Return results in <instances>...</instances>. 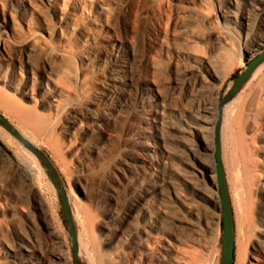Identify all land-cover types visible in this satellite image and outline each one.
<instances>
[{
	"label": "rangeland",
	"instance_id": "obj_1",
	"mask_svg": "<svg viewBox=\"0 0 264 264\" xmlns=\"http://www.w3.org/2000/svg\"><path fill=\"white\" fill-rule=\"evenodd\" d=\"M224 9L251 13L254 31L264 27L262 0H239L237 6L230 0H0V78L15 86L0 80L1 264H18L16 253L26 255V249L42 254L46 264H62L56 254L66 250L70 264H80L61 200L71 194L83 202L77 222L95 241V260L176 264L178 253L165 249L171 242L196 252L202 264H228L223 204L216 207L191 192L172 169L190 167L159 148L154 134V119L162 116L188 128L194 116L186 108L196 110L212 97L220 114L216 144L219 136L222 161L225 152L231 160L233 141L248 144L255 181L251 212L229 184L227 203L233 264H256L254 256L264 253V60L234 92L247 57L257 55L251 52L256 39L227 19ZM209 58H216L219 78L211 77ZM119 60L123 96L110 98L102 81ZM49 76L70 89L59 113L41 106ZM27 79L39 90L37 100L23 103L16 86ZM21 105L43 114L47 129L24 119ZM168 134L171 147L181 149L174 137L180 131L171 128ZM30 167L31 175L22 171ZM162 173L199 200L202 217L193 219L200 230L178 220L168 223L156 194L147 206L167 228L149 227L139 204L142 185L160 182ZM212 212L219 222L208 225ZM147 227L151 236L144 233ZM179 231L187 235L183 242L176 238Z\"/></svg>",
	"mask_w": 264,
	"mask_h": 264
},
{
	"label": "bare ground",
	"instance_id": "obj_2",
	"mask_svg": "<svg viewBox=\"0 0 264 264\" xmlns=\"http://www.w3.org/2000/svg\"><path fill=\"white\" fill-rule=\"evenodd\" d=\"M238 1L239 0H230V3L231 5L237 6ZM224 15L227 17V19L236 22L238 26L242 28H246L248 34L250 32H254V36H255L254 39H256V43L254 47L251 49L252 55H256L262 49H264V32H263L264 27L261 30L259 29L254 31L255 24L252 21L251 13H242V12L240 13L234 10L224 9ZM215 59L209 58L205 61V64L207 69L211 73V77L219 78L221 76L218 72L220 69L219 70L217 69L218 71L216 70ZM123 71H124V64H122L119 60L117 61L115 67L113 68L112 73L109 76L105 77L102 81L103 84L102 91L104 95H107L110 98H121L123 96L122 94L123 92L120 91L123 85H125V80L121 75V72ZM0 80L4 81L5 84H8L10 85V87H14L15 89V86L9 84L7 80H4L3 78H0ZM246 80L243 82V84L246 82ZM236 84H238L237 79H235V85ZM16 89L19 90V93L21 94V97L23 99L22 100L23 103L24 101L31 99L37 100V92L39 89L33 81L32 82L28 81V79L24 80L23 87L21 88L19 86H16ZM43 89L46 92V94L42 100L41 106L44 107L48 106L51 112L59 113L62 107V100L65 97H69L70 89L52 76L48 77L46 88ZM213 90L214 92L216 91V89ZM6 94L11 96L10 92L8 91H6ZM30 109H28V107L26 108V106L24 107L23 105H21L19 107L20 112L19 111L18 112L21 113L24 119L29 120L35 124H38L40 125V127L41 126H43L44 128L46 127L47 129L48 121L46 120L47 123H45L46 121H44L45 119L44 115L41 114V116L43 115L44 117L43 119L39 114H37L38 111L36 113L31 111ZM193 110L186 108V111L188 112L190 111L192 113V116H194L193 117L194 121L192 123H189L188 124L189 126L186 129L184 127L181 128L176 124L170 122L169 120L166 119L167 117L165 118L162 116L160 118L158 117L154 119V121L156 122L154 134L157 137L159 148L162 147L164 152L169 157L176 154L184 158V161L188 164L190 169L187 168L182 169L181 167L177 168V166L176 168L174 167L172 169L176 173V176L178 174V176L181 178L184 184H186L190 188L191 192L196 194L199 198H201L206 202L211 203L216 207H221L222 206L221 188L223 187L227 191L229 184L230 188H235L236 193L241 195L242 200H245L244 208H246V210L248 211L250 209L251 212L252 193L254 191L255 181L253 184H251L253 179V173L249 165V160L246 156V151L248 152L247 149L248 144L242 143L244 141L242 139L240 141H238V139L235 140V142L233 141L231 145L232 153L231 156L229 155L231 157V160L230 161L227 160L229 159L227 157L228 153L225 152L224 153L225 162L222 161L223 169L221 174L220 164L217 160V157L215 156V151L217 149L216 137L217 135L220 134L219 131L217 130V128L219 127L220 114L218 107L214 101V97H212L211 99L204 100V102L200 104L196 110L194 111ZM171 128H176L178 131H180V134L174 136L177 143L181 146V147L179 146L181 148L179 150L174 149L173 147H171V144H169L168 133ZM248 148L250 151L252 147H248ZM221 160H222V156H221ZM225 168L228 172L227 176H226ZM157 169L159 170L158 167ZM30 170L31 167L29 169H23L22 171L25 172V174L31 175ZM33 170L34 169H32V171ZM161 177L162 178L160 182L148 181L146 183H143L142 185L144 189V194H142V196L140 195L141 197L139 199V204L142 207L144 214L149 218V227L154 229L167 228L166 227L167 225L164 224V222L156 215V213H154V211L147 206L149 202V195L156 194L160 196V199H162L161 200L162 213L165 214V216H167L168 223L176 222V220H178L187 223L186 225L189 227L186 228H195L196 230H200V226L198 222H196L193 219V217H197V218L202 217L201 204L198 202L199 200L197 201V199L194 196L187 193V191L183 188L180 182H177L176 180L167 177L163 173ZM67 194L68 193H66V195ZM69 196L70 197L68 198L67 196L64 195L61 200L63 203V210H64L63 213L70 220L71 227L74 232L73 248L77 260L79 261L80 264H95L94 261L95 262L98 261V264L99 262L101 264H108L107 261L102 259V257H99L97 260L94 259V257L97 255V249L95 250V241H93L92 239L89 240L87 237H85L84 235L86 233H84L83 235L82 232L83 229L79 227L77 222L78 217H80L78 216L79 212H81V210H84V206L82 204L83 202L73 194ZM171 202H176L179 209L181 210L184 209L190 216H192V218L187 217L182 212L172 211L171 206L174 205H171L170 204ZM1 205H0V211L2 208ZM85 212H87V210ZM80 214L82 218V213ZM206 222L208 223V225H211L213 223H218L219 216L217 215L216 212H212L208 217H206ZM144 233H146L147 236H151L153 234L151 233V230L148 227L144 229ZM157 237L160 238V236ZM176 238L183 242L186 240L187 235L179 231L176 233ZM0 239H1V235H0ZM1 245H3V242L1 243L0 240V246ZM165 249L168 253H172L174 251L178 253L176 258H174V261L177 262L176 264H202V262H200L201 259L198 257L196 252H193L192 250H188L189 248L185 249L174 243L168 242V245H166ZM26 250L28 251V254L26 255L16 253V259L18 260L17 261L18 264H46L47 261L45 260L44 257L41 256L42 254L38 255L33 249L31 250L26 249ZM65 251L61 250L60 252H58L56 254V259L62 264H70L72 262L71 258L68 256V254ZM230 251H231V240L230 238H226V240L223 241V258L225 260L229 258ZM154 256H155L154 253H148L149 258H153ZM254 258L256 259V264H264L263 252L257 253L254 256Z\"/></svg>",
	"mask_w": 264,
	"mask_h": 264
},
{
	"label": "water",
	"instance_id": "obj_3",
	"mask_svg": "<svg viewBox=\"0 0 264 264\" xmlns=\"http://www.w3.org/2000/svg\"><path fill=\"white\" fill-rule=\"evenodd\" d=\"M264 60V49H262L255 57L250 58L247 57L246 62L248 63L245 70L240 73L238 76H236L235 79L238 80V84H236L233 88V91L236 92L243 82L250 76L253 69L260 64ZM1 143V142H0ZM217 149H216V157L220 164L221 168V174H222V160H221V145L220 140L218 136V142H217ZM221 194H222V204H223V212H224V220H223V226H224V234H223V241L226 240V238H230L231 240V251L230 256L227 260L224 259V261L228 264H233L234 261V255H235V241L233 236V231L231 227V219H230V213H229V207L227 203V191L222 187L221 188Z\"/></svg>",
	"mask_w": 264,
	"mask_h": 264
}]
</instances>
